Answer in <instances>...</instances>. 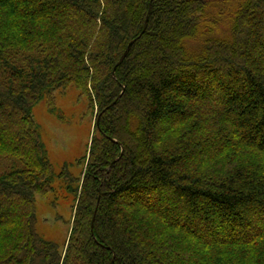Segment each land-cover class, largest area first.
I'll return each mask as SVG.
<instances>
[{"label":"trees","instance_id":"1","mask_svg":"<svg viewBox=\"0 0 264 264\" xmlns=\"http://www.w3.org/2000/svg\"><path fill=\"white\" fill-rule=\"evenodd\" d=\"M71 87L78 177L33 112ZM60 188L62 248L37 227ZM0 264H264V0H0Z\"/></svg>","mask_w":264,"mask_h":264},{"label":"rangeland","instance_id":"2","mask_svg":"<svg viewBox=\"0 0 264 264\" xmlns=\"http://www.w3.org/2000/svg\"><path fill=\"white\" fill-rule=\"evenodd\" d=\"M55 108L51 111L42 100L34 107V116L41 126L54 172L57 175L67 172L78 177L84 167L78 159L87 153L96 113L74 87L57 94ZM73 203L72 195L61 188L48 196L37 197L38 230L61 248L68 239Z\"/></svg>","mask_w":264,"mask_h":264},{"label":"water","instance_id":"3","mask_svg":"<svg viewBox=\"0 0 264 264\" xmlns=\"http://www.w3.org/2000/svg\"><path fill=\"white\" fill-rule=\"evenodd\" d=\"M146 26H147V22H146ZM146 26H145V28H144V31H145V29H146ZM143 31V32H144ZM134 42V40L129 44V46L127 47V50L125 51V53L123 54V56L121 57V59H120V61H119V64H121L122 62H123V60L125 59V57L127 56V54H128V52H129V50H130V48H131V45H132V43ZM116 103V101L115 102H113L111 105H114ZM114 140V139H113ZM115 141V140H114Z\"/></svg>","mask_w":264,"mask_h":264}]
</instances>
